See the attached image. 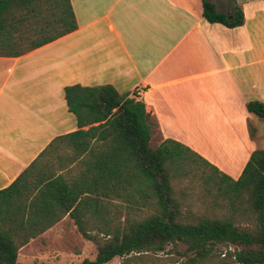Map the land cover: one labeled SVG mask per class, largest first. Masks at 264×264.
I'll list each match as a JSON object with an SVG mask.
<instances>
[{
	"label": "trees",
	"instance_id": "16d2710c",
	"mask_svg": "<svg viewBox=\"0 0 264 264\" xmlns=\"http://www.w3.org/2000/svg\"><path fill=\"white\" fill-rule=\"evenodd\" d=\"M201 7L207 22L242 23L237 6L222 13L201 0ZM75 28L69 0H0V56H18ZM63 98L78 129L54 137L0 189V264H66L16 259L20 247L65 213L95 248L92 259L76 264L113 257L120 264H264V149H254L231 179L177 141L151 146L155 123L143 103L109 84L66 85ZM245 109L264 119V103L250 100ZM248 133L252 137L249 127ZM92 136L95 143L87 147ZM62 143L72 144L76 156L87 150L67 176L58 171L69 172L75 159L61 154ZM184 180L197 182L198 198L223 200L224 214L182 209L192 193L188 186L177 189ZM143 209L148 213L134 216Z\"/></svg>",
	"mask_w": 264,
	"mask_h": 264
},
{
	"label": "crops",
	"instance_id": "0c3cea01",
	"mask_svg": "<svg viewBox=\"0 0 264 264\" xmlns=\"http://www.w3.org/2000/svg\"><path fill=\"white\" fill-rule=\"evenodd\" d=\"M208 1L216 12L241 9L240 0ZM69 3L74 30L18 56H0V189L54 137L78 129L63 98V87L72 84H109L140 100L155 123L149 144L177 141L236 179L258 148L245 104L264 98V58H255L253 38L238 39L239 28L249 27L242 9V23L226 27L202 17L201 0ZM258 23L264 29V13ZM206 130L222 135L213 151L200 147ZM94 143L92 136L87 147ZM61 147L75 159L69 172L58 171L67 176L87 150L76 156L72 144ZM62 223L74 227L65 213L34 238Z\"/></svg>",
	"mask_w": 264,
	"mask_h": 264
},
{
	"label": "rangeland",
	"instance_id": "374dc122",
	"mask_svg": "<svg viewBox=\"0 0 264 264\" xmlns=\"http://www.w3.org/2000/svg\"><path fill=\"white\" fill-rule=\"evenodd\" d=\"M257 1L240 0V7L244 12L249 27L243 30L239 28L238 39L241 42L253 38L256 47L255 58H264V47H262L264 45V29L262 24L258 23V13H264V2ZM260 101L264 103V98ZM250 120L251 124H248V127L252 132V137L256 140L257 149L264 148V119L252 114ZM221 136L217 130L201 131L199 137L200 147L203 149L210 148L213 151L216 144L218 145L217 141ZM150 145L154 146V140H151ZM226 184L221 178H218V186L224 188ZM187 186L191 187L192 193L191 195H186L187 201L182 204V209H188L191 215L196 216H220L224 214L223 200L219 199L214 204L209 202L210 200L207 197L205 199L198 198V195L202 194L196 181L191 184L184 180L177 186V189L187 188ZM176 195L179 196L178 190H176ZM134 213V216L141 217L147 214L148 210H138L134 211ZM94 254L95 248L90 241L82 239L75 232L73 226L62 223L47 230L43 236L34 238L20 247L17 260L21 261V263H30L33 260H38L47 263L76 264L83 258L92 259ZM157 255L160 257L164 256L161 252H158ZM104 264H120V258L113 257Z\"/></svg>",
	"mask_w": 264,
	"mask_h": 264
}]
</instances>
